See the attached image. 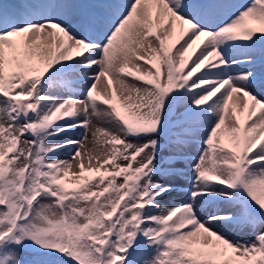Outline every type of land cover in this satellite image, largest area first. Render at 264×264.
Here are the masks:
<instances>
[{"label": "rangeland", "instance_id": "rangeland-1", "mask_svg": "<svg viewBox=\"0 0 264 264\" xmlns=\"http://www.w3.org/2000/svg\"><path fill=\"white\" fill-rule=\"evenodd\" d=\"M75 1L82 8L61 15L56 0H44L48 11L40 23L49 29L73 30L68 26L75 18L89 12L86 0ZM233 1H183L190 12L181 17L183 22L180 17L171 20L163 36L153 37L155 50L134 47L129 52L131 64L122 50L123 60L114 65L116 74L126 78L123 73L130 69L144 76L141 83L133 80L138 89L130 96L119 90L107 71L89 84H69L90 75L82 67L92 64L91 51L83 50L70 77L52 74L73 61L78 41L56 58L51 38L50 54L40 62L25 51L32 42L17 37L5 44L0 40L14 59L13 68L0 67V93L5 98L0 97V237L17 228L8 240L0 241V264H35L37 249L55 250L59 236L80 233L97 208L105 216L116 210L127 222L144 221L153 239H175L208 262L249 264L244 259L248 256L253 264H262L264 220L252 219L246 207L264 205V0ZM1 2L11 8L3 17L29 16L38 9L36 0ZM112 3L97 5L94 16L110 20ZM127 10L118 15L122 24L115 21L111 29L127 28L132 21L125 17ZM141 12L140 34L145 37L154 22L147 7ZM186 23L192 28L185 44L169 54L166 47L187 29ZM121 37L124 40V31ZM188 51L191 59L185 62ZM234 67L238 77L232 80ZM94 82L98 88L93 93ZM64 83L78 92L68 95L72 99L68 104L52 89L56 84L64 90ZM195 100L202 101L201 106L185 115V107ZM93 122L98 127L93 126L89 139ZM166 128L170 132L163 135ZM179 155L183 158L177 161ZM125 177L137 185L133 193L127 192L129 185L121 184ZM76 186L97 194L68 199L55 194ZM105 247L94 249L81 241L75 259L109 264ZM158 262L152 254L144 264Z\"/></svg>", "mask_w": 264, "mask_h": 264}, {"label": "bare ground", "instance_id": "bare-ground-1", "mask_svg": "<svg viewBox=\"0 0 264 264\" xmlns=\"http://www.w3.org/2000/svg\"><path fill=\"white\" fill-rule=\"evenodd\" d=\"M36 1L38 2L37 11H30L31 13L29 14V16L24 15L22 17H20L17 14L14 15L12 14V16L6 15L5 17H3L5 14H7V10H6L7 7L10 8V6L4 2L0 3V40L2 39L5 40L3 44H5V42L11 37H17V39L22 38V40L26 39L25 40L26 43L32 42L29 43V45H26V49H25L26 53H28L29 56H32L33 61L38 60L41 62L45 59L46 54L47 56H49L50 54L51 38L52 40H55L56 47L54 49V52H55V57L58 58L61 57L64 52L69 53L72 47L77 45V44L75 45L76 42L74 41H78V46L76 47L86 46L82 41H80L79 39L77 40V37L81 36L85 38L87 41L93 42L90 45L89 52L91 51V53L89 55L88 60L92 61V64H94L95 69H93L91 63H88L87 65L85 64L84 67H82V70L88 69L90 76L75 79L69 84L74 86L75 84H83V83L89 84L94 77L96 78L97 74H101L102 72L107 71L106 73L110 75V78L112 80L116 79L115 84L118 86L119 90L123 93L125 91L128 94V96H130L134 88L136 90L138 89L136 88L137 85L134 84L135 81L133 80L139 81L141 83L144 80V76L140 73V71H132L130 69L126 70V72L123 73L124 76H127L126 78L116 74L117 70L114 68V65L120 60H123L121 57L122 50H125L124 56L130 64L134 62V60L130 56L129 52L134 47L141 48L144 51L155 50L153 37L158 33H160L163 36L165 30L169 28L168 25L171 24L170 22L171 20L176 18V21H179L178 17H180L181 21L183 22L182 16L190 12V10L185 5H182L181 2L192 1L193 4H197L198 1L201 0H111L113 1V4L111 6L112 18L106 21H99L97 18L92 16L95 14L94 11L95 7L97 5H103L105 0H87L89 14L85 16L81 21H79L75 26H73L72 27L73 30L67 29L66 31H60L58 28L49 29L47 26L45 27V25H42L40 23L41 16L45 15L46 6L43 5L44 0H36ZM239 1L241 0H235L233 2H239ZM18 2L23 4L27 3L26 0H18ZM57 6L59 11L61 12L59 14L61 15L74 14L75 12L79 11L82 8L80 4L75 0H60L57 3ZM146 7L151 12L149 16L151 21H154V29L151 33L147 34L146 32L145 37H143L140 34L142 22L144 21L142 17L143 12H141V9L143 10L144 8L145 11ZM125 9H128L125 17L128 18V20H132L131 23L127 25V28H125L126 27L125 25L124 27L125 30H123L124 28H122L121 26H119V28L117 29L116 27L111 29V27L113 26H111L110 24L115 23V21L117 22L116 25L122 24L123 21L118 20V15L120 12L123 13ZM13 10L14 9L12 8V11ZM172 10L176 11L175 13L176 17L172 16L174 15ZM140 13L141 16L139 15ZM88 24L90 27H88ZM90 28H92L93 31L89 32L88 29ZM122 31H124V40L121 37ZM118 37L119 40H117ZM185 38L183 37V39H181V41H179V43L176 44L174 50L179 48L181 44L182 45L185 44L183 43ZM47 41L48 42L50 41V43H48ZM47 43H48V47H47ZM161 56H163V54ZM82 57L83 56H81L79 59H81ZM13 62H14L13 55L10 53L9 50H7L5 45L0 44V67H3L4 69L13 68L12 66ZM73 65L74 63L72 61H68V63L64 67L63 73H61L62 76L66 75L70 77L72 75L71 67ZM148 68L149 67H147V72H149ZM109 70L113 72V74L110 73ZM237 70L238 68L234 67L233 70L230 72L232 80H234L236 76L238 77ZM76 72H79V70L77 69ZM53 74L59 76L58 73H53ZM78 74H82V72ZM35 76L36 74L32 78H34ZM104 80L107 87L106 92L108 93L109 96H111L112 92H111L110 84L107 82L105 78ZM59 84L60 83H58L57 86ZM69 84L64 83L63 86L61 85L64 88V90L58 88L56 84H52V89L54 93H56V95H58L59 98H61L62 100H65L64 102L67 104L70 101H72V99H70L68 95L74 96V94L78 93ZM55 87L58 88L59 90L56 89ZM97 88L98 85H96V82H94L93 85L90 87V90L91 92L94 93L96 92ZM1 95L3 96V94L0 93V97H2ZM217 95L218 93L214 95L213 99H215ZM4 99L5 98H3V101ZM184 100L185 98L181 99L180 102L184 103ZM84 101L85 100L82 99L79 102H84ZM209 101H211V99ZM195 102L199 103L200 101H195ZM93 123L94 125L92 124L90 127V132L88 135L89 139L93 138L92 136H90L93 126L95 128L98 127L97 125L98 123L97 124L95 122ZM105 124L107 126H110L109 121ZM257 253L258 250L255 249V255ZM244 259L249 264H253V262L248 256L245 257Z\"/></svg>", "mask_w": 264, "mask_h": 264}, {"label": "trees", "instance_id": "trees-1", "mask_svg": "<svg viewBox=\"0 0 264 264\" xmlns=\"http://www.w3.org/2000/svg\"><path fill=\"white\" fill-rule=\"evenodd\" d=\"M69 195V193H65L63 196ZM102 221L101 216L98 215L96 219V223H94L93 226H89L87 231L91 232L92 235L96 238V236H101L104 238H107V242L109 243V250H111V254H108L107 260L115 259V264H144L147 254L149 252L155 253L159 259L161 260V263L163 264H171V262H178L179 264H215V263H209L205 257L202 255H195L192 249L186 247L185 245L174 241L169 240L165 238H159L157 240H149L147 235V230L143 227V225H140L137 227V238L134 243L133 248H131L129 251H126L124 253H120L115 249V246L117 244V239L112 236L114 231H112V234H107L106 236L102 233L104 230L102 227H99L100 222ZM113 227L115 224L111 223ZM94 231V232H93ZM82 239L85 244H88L89 241L85 238H79ZM4 240H8V236H5L0 239L1 242ZM62 246L65 248L64 251L61 253H56L54 251H40L39 253H36V256L34 259L36 260V263L41 262V264H80L79 262H76V260L73 258V252L72 250H79V244H74V247L71 248L66 244L65 237H62L58 239ZM104 240V239H99ZM75 242V240H74ZM90 245L94 248L99 247L98 244H94L90 242ZM101 247V246H100ZM114 249V250H113ZM114 252V253H112ZM73 254V255H72Z\"/></svg>", "mask_w": 264, "mask_h": 264}, {"label": "water", "instance_id": "water-1", "mask_svg": "<svg viewBox=\"0 0 264 264\" xmlns=\"http://www.w3.org/2000/svg\"><path fill=\"white\" fill-rule=\"evenodd\" d=\"M249 210L253 214L254 217H256V218H264V215L261 212L259 213V210L256 207L251 206L249 208Z\"/></svg>", "mask_w": 264, "mask_h": 264}]
</instances>
